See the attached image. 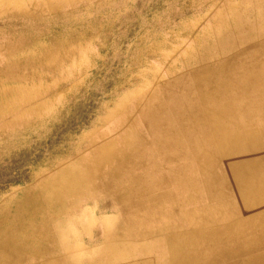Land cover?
Instances as JSON below:
<instances>
[{
    "label": "rangeland",
    "instance_id": "rangeland-1",
    "mask_svg": "<svg viewBox=\"0 0 264 264\" xmlns=\"http://www.w3.org/2000/svg\"><path fill=\"white\" fill-rule=\"evenodd\" d=\"M261 39L264 0H0V234L26 231L27 241H40L35 248L44 257L33 264H70L66 251L74 247L76 264H141L167 260L178 246L194 254L193 264L203 263L221 231L189 228L181 218L178 228L161 232L153 215L137 211L145 206L136 195L145 190L142 164L129 163L144 144L97 174V186L81 188L84 197L67 206L61 228L31 223L29 215L48 216L43 188H55L70 205L63 183L88 178L93 153L116 149L134 121L153 114L165 88L189 70V54L230 55L237 43ZM196 184L192 190L205 194Z\"/></svg>",
    "mask_w": 264,
    "mask_h": 264
},
{
    "label": "bare ground",
    "instance_id": "bare-ground-1",
    "mask_svg": "<svg viewBox=\"0 0 264 264\" xmlns=\"http://www.w3.org/2000/svg\"><path fill=\"white\" fill-rule=\"evenodd\" d=\"M240 31L238 29L235 32L241 34ZM254 56V59L249 58ZM261 56L264 57V46L255 44L241 55L226 58L220 62L218 70H209L204 77L195 80L193 88L199 86L204 89L200 96H192L194 89L186 74L174 80L165 88L164 101L158 102L153 114H148L151 111L144 113L142 122L133 125L134 132L124 143H120L116 149L113 145H106L102 152L93 153L88 178L79 183H63L70 205H67L66 198L55 188H43L42 200L49 214L41 216L39 220L32 213L29 215L30 222L40 223L43 227V222L51 221L61 228L59 219L67 206L73 209L84 197L86 191L81 188L97 186V174L144 144L129 163L130 165L139 160L142 164L140 184L145 186V190L135 194L145 206H139L137 211L143 210V213L153 215L148 219H156L161 232L178 228L177 220L181 218H187L184 225L189 228L210 226L209 228L221 231L210 255L201 264L215 259L227 260L225 264H264V123L242 122L237 127L227 123L224 132L217 130L221 123H210L212 129L215 128L214 132L194 133L192 136L195 137L198 149H189L185 143L187 137L192 135L186 128L193 125L196 127L193 121L197 117L205 115L221 118L228 114V111L221 108L224 104L237 105L240 108L236 114H242L245 102H264V81H255L251 74L254 68L264 70V58L259 59ZM242 69L250 71V74L240 76ZM256 89L262 91L254 92ZM196 97L200 104L202 100L206 104L210 103V107L205 106L202 111L200 107L198 110ZM147 140L149 143L146 144ZM166 166L169 167L163 168ZM220 168L225 172L222 175L218 171ZM124 175L125 171L120 178L122 181H119L122 186H125ZM202 176L205 179L203 183L200 181ZM195 182L206 187L205 194L192 190ZM137 183L139 182H133V185H138ZM175 184L178 190L174 193L169 189ZM229 184L235 189L236 206L231 205L232 199L226 193ZM166 202L169 205L165 206ZM206 202L204 206H197ZM212 204L219 205L214 208L218 213H211L210 205L214 206ZM82 221L91 223V216H82ZM24 225L25 222H22L18 230H24ZM144 227L145 222H142L141 228ZM61 234L64 237L67 233L64 230ZM27 237L31 236L26 231L21 234L11 233L10 237L0 234V264H33L36 260L43 259V251L35 248L39 247L40 241L35 238L27 241ZM27 244L33 246L31 253L26 252ZM179 248L180 246L172 250L173 253L167 260L154 258L141 264H177L173 262L175 260L193 264L194 254L190 251L181 252ZM79 252L76 247L66 251L70 264H76L75 256ZM238 261L240 262L237 263Z\"/></svg>",
    "mask_w": 264,
    "mask_h": 264
},
{
    "label": "crops",
    "instance_id": "crops-1",
    "mask_svg": "<svg viewBox=\"0 0 264 264\" xmlns=\"http://www.w3.org/2000/svg\"><path fill=\"white\" fill-rule=\"evenodd\" d=\"M260 45V46H264V39H261L257 42H250L249 45H243L241 42H239V44L237 43V47L236 50L232 51L231 53H229L230 55H227L225 50H223V52H219L217 51L214 54H206L205 52H203L200 56H197L196 59L194 57V55H190L187 57V68H189L188 71H186V75L188 77V80H190V83L192 84V88L194 86V82L196 79H199L200 77H204L205 76V72H209V70H218V66L220 65V62H222L223 60H225L226 58H231L235 55H241L244 52H246L248 50V48L252 45ZM223 48L225 49V44H223ZM250 59H254V57H249ZM264 58L263 56H261L259 59ZM264 60V59H263ZM240 76L246 77L250 74V71L247 72L246 70L242 69L240 71ZM252 75H254L255 81H264V70L262 68H254V70L251 72ZM202 88V87H201ZM199 86L197 88H193L194 90H192V96H196V94L198 96L202 95L203 90L201 89ZM262 91V89H256L254 92H259ZM195 93V94H194ZM263 96V95H260ZM196 101V106L198 108V110H200L201 107V111L205 109V106L210 107V103H207L205 101L201 100V104L198 100V98L196 97L195 99ZM245 105L242 106V108L244 109L242 114H236V111L240 108H237V105H232V104H224L222 105L221 108H224L225 111H228L227 115H223V117L219 118V117H212L210 118L209 116H205V115H201L199 117H197V119H194V123H196V127H194V125L189 128L187 127L186 129H188L189 132H192V135L187 137V139L185 140L186 142V146L189 147V149H198L197 145L195 144V137H192L194 135V133L197 134H204L206 132H214L215 128L212 129V127L209 125L210 123H214V124H220L221 126L220 128H218L217 130L224 132V126H226V124H233L236 127L238 125H241L242 122H249V121H253V122H260V123H264V102H259V103H254L251 102L250 104L248 103H244ZM247 107V108H245ZM223 109V110H224ZM233 112H235L233 114ZM134 124L136 123L135 121L133 122ZM190 129V130H189ZM242 131L246 130L244 128H241ZM188 151V149H185V151ZM128 155V154H127ZM193 165V164H192Z\"/></svg>",
    "mask_w": 264,
    "mask_h": 264
}]
</instances>
